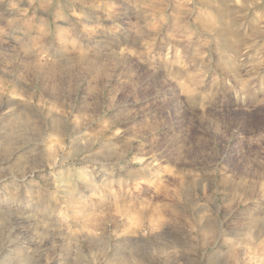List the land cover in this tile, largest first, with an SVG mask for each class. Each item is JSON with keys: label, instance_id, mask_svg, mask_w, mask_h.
I'll return each instance as SVG.
<instances>
[{"label": "rangeland", "instance_id": "obj_1", "mask_svg": "<svg viewBox=\"0 0 264 264\" xmlns=\"http://www.w3.org/2000/svg\"><path fill=\"white\" fill-rule=\"evenodd\" d=\"M264 264V0H0V260Z\"/></svg>", "mask_w": 264, "mask_h": 264}, {"label": "clouds", "instance_id": "obj_2", "mask_svg": "<svg viewBox=\"0 0 264 264\" xmlns=\"http://www.w3.org/2000/svg\"><path fill=\"white\" fill-rule=\"evenodd\" d=\"M33 250L28 249L27 252H17L14 250V253L4 260H0V264H23V258L26 255L32 254Z\"/></svg>", "mask_w": 264, "mask_h": 264}]
</instances>
